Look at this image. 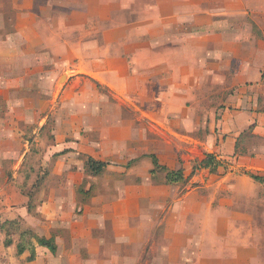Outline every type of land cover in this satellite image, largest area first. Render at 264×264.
<instances>
[{"label": "rangeland", "instance_id": "rangeland-1", "mask_svg": "<svg viewBox=\"0 0 264 264\" xmlns=\"http://www.w3.org/2000/svg\"><path fill=\"white\" fill-rule=\"evenodd\" d=\"M151 3L0 0V212L44 220L8 221L5 239L33 248L52 231L54 264H264V183L226 141V73L243 68L241 46L185 29L192 17L168 29ZM227 50L230 64L218 60ZM251 107L263 113L264 94ZM178 170L184 180L170 181ZM89 228L105 254L86 252Z\"/></svg>", "mask_w": 264, "mask_h": 264}, {"label": "crops", "instance_id": "crops-1", "mask_svg": "<svg viewBox=\"0 0 264 264\" xmlns=\"http://www.w3.org/2000/svg\"><path fill=\"white\" fill-rule=\"evenodd\" d=\"M148 13L165 14L162 17L156 16L154 22H163L171 30L176 22L183 23L186 22L184 18L192 17L193 21L190 19L188 21L190 25L184 26L185 29L209 28L216 31H226V33L216 34L222 43L229 48L241 46L242 58L240 61L244 62L243 68L235 70L229 68L226 73L227 85L230 88L228 90L232 93L227 100L230 109L227 111L229 136L226 141L231 147L230 152L234 161L241 162V166L251 171L248 174L249 177L252 173L264 175V112L257 113L251 109L252 104L257 101V97L264 94V37H261L260 32H264V0H152V3L148 5ZM152 24L154 23L152 22ZM236 31L240 33L236 34ZM253 46H257V49L255 50ZM231 53L233 50L231 52L227 50L225 56L222 54L218 56V60L230 64L235 60ZM250 91L256 93L257 97L248 95ZM248 101L250 105L247 104ZM237 108H242L243 111L240 112ZM250 128L252 129L253 142L242 138V134ZM3 191V188H0V200L4 199V195L1 193ZM26 200L25 202L28 204L30 200L28 198ZM4 201L2 200L1 206H5ZM6 209L3 207L2 212H0V236L4 238L0 245V255L3 254L0 264H7L11 261L13 264H54L58 252L53 254L48 248L40 246L37 242L34 244L35 258L33 260H28L30 257L28 250L21 255L18 254V241L15 240L11 244H6V233L3 228L6 222L18 219L26 223L31 229H36L44 221L40 216L36 217L29 211H26V214H21L15 210ZM43 209V206L39 207L40 212H43ZM59 216L56 214L54 220H57ZM89 229L86 231L88 242L86 252L90 255L97 250L100 251V254L101 252L105 254L107 252L106 238L96 236L91 231L92 229ZM37 235L47 238L54 237L50 230L48 233ZM59 237L58 235L55 236L57 245L60 244ZM116 243L117 239L114 243L112 242L113 245ZM7 250L12 255L5 259ZM15 250L18 256H16ZM120 250L121 248L119 252ZM126 261L127 259L121 256H114L113 259L102 256L99 259V264H123ZM130 262L128 264H136V259H131Z\"/></svg>", "mask_w": 264, "mask_h": 264}, {"label": "trees", "instance_id": "trees-1", "mask_svg": "<svg viewBox=\"0 0 264 264\" xmlns=\"http://www.w3.org/2000/svg\"><path fill=\"white\" fill-rule=\"evenodd\" d=\"M211 156L212 155L209 154L208 158L206 160L202 161L201 163H203V165L206 166V167L212 166L214 163H213V161H211ZM151 157H152L153 163L155 165V168H160V169H164V170L167 169L165 166H161L160 165L159 160H158L156 155H151ZM89 165H90V168L94 172H97V173L102 171L105 168V166H106L105 163L95 161L93 158H91L89 160ZM167 177L172 182L184 180V175H183L182 170L169 171ZM250 177L253 180L257 181V182L264 183V175H258V174H253L252 173V174H250ZM33 238L36 240V242L40 246L48 248L53 254L57 253L58 245H57L56 240H55L54 237L47 238V237H44V236L41 237L39 235H34ZM11 243H12V241L6 240V244H11ZM26 250L30 251V257H29L28 260H33L35 258L34 247L31 248V246H30V247L27 248L21 242L17 244V252H18L19 255L23 254Z\"/></svg>", "mask_w": 264, "mask_h": 264}]
</instances>
